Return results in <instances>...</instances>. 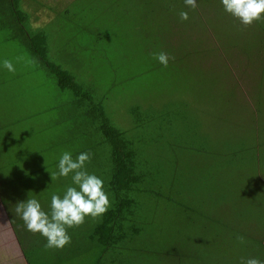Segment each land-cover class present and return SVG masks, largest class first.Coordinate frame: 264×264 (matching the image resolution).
<instances>
[{"label": "rangeland", "instance_id": "obj_1", "mask_svg": "<svg viewBox=\"0 0 264 264\" xmlns=\"http://www.w3.org/2000/svg\"><path fill=\"white\" fill-rule=\"evenodd\" d=\"M198 2L17 0L25 16L13 24L0 11V60L15 68L0 67V179L14 213L28 198L45 209L52 193L63 194L70 176L51 173L65 151L91 153L86 169L104 180L114 206L109 143L51 64L143 148L157 181L135 196L156 225L147 243L178 256L158 253L156 264L264 260V19L245 26L220 0ZM161 51L168 67L154 59ZM15 236L0 205V264H15Z\"/></svg>", "mask_w": 264, "mask_h": 264}, {"label": "trees", "instance_id": "obj_2", "mask_svg": "<svg viewBox=\"0 0 264 264\" xmlns=\"http://www.w3.org/2000/svg\"><path fill=\"white\" fill-rule=\"evenodd\" d=\"M16 2L17 0H0V11L10 14L9 20L15 17L21 23L25 14L16 6ZM10 24H13V20ZM33 44L34 41L31 42L29 48L36 53ZM45 51L46 48L43 49L42 54ZM48 66L50 72L59 78V86L63 90H70L74 103L78 107L86 108L88 106L85 113L86 116L98 124L96 131L101 132L110 146L111 172L109 186L114 196V206L102 215L100 223L93 230L94 235L91 236H95L98 239L101 234H105L100 243L107 244L109 239L113 240L119 232L122 235L137 234L141 237L148 235L149 230L156 225H154L155 223L150 215H145L139 211L141 208L136 202L135 196L152 193L150 187L152 184L156 185L157 181L150 176V162L145 160L144 156L139 155V150L143 148H136V141L129 140L128 135L124 131L118 130L113 126L107 111L101 104L95 103L91 94L77 84L74 76L54 65L48 64ZM134 113L133 110L131 115L134 116ZM140 122L141 119L136 116V123L139 124ZM144 167L148 169V172H145ZM145 183L148 184L149 190L144 186ZM1 184L4 185V182L0 179V205L11 223L27 263L30 264L31 250L37 242L31 238V242L26 243L21 229L23 228V221L20 218H16L11 205L12 202L4 195ZM112 202L113 198L110 196V203ZM42 209L45 210L44 207ZM112 240L111 243L113 242ZM144 243L146 242L144 241Z\"/></svg>", "mask_w": 264, "mask_h": 264}, {"label": "clouds", "instance_id": "obj_3", "mask_svg": "<svg viewBox=\"0 0 264 264\" xmlns=\"http://www.w3.org/2000/svg\"><path fill=\"white\" fill-rule=\"evenodd\" d=\"M185 8L195 9L198 0H183ZM224 11L237 19L242 25L250 26L264 19V0H220ZM182 21L189 19L188 11H180ZM154 59L164 67H168L170 57L166 52L154 54ZM0 67L14 72L13 62L9 59L0 60ZM91 159L90 152H80L73 158L72 153L63 152L57 163L58 173L55 175L71 178L62 195L52 193L49 211L41 207L34 198L18 202L15 206L16 215L23 221L25 230L39 233L45 238L46 248L61 249L71 242L68 229L84 223L86 217L93 219L102 216L110 207V194L105 190L104 180L86 169ZM243 243L244 237H238ZM241 264H264L259 257L241 260Z\"/></svg>", "mask_w": 264, "mask_h": 264}, {"label": "crops", "instance_id": "obj_4", "mask_svg": "<svg viewBox=\"0 0 264 264\" xmlns=\"http://www.w3.org/2000/svg\"><path fill=\"white\" fill-rule=\"evenodd\" d=\"M45 210L49 211V207ZM98 224L89 222L86 217L84 223L68 229L71 242L61 249L46 248L44 237L39 233L29 232L24 227L21 228L22 236L31 235V238L37 242L31 250L30 264H156L158 253L163 256L164 261L168 258L167 260L176 262L178 259V256L174 260L173 255L155 250L153 245L150 246L147 242L153 241L151 234L141 237L137 234L122 235L119 232L113 240L111 239L112 243L110 239L107 244L100 243L105 234H101L98 239L91 236L94 235L93 230ZM13 233L16 235L14 231ZM16 243L18 248L13 252L15 264H28L18 239Z\"/></svg>", "mask_w": 264, "mask_h": 264}]
</instances>
